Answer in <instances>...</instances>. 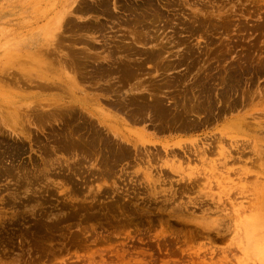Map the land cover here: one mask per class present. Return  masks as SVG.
Here are the masks:
<instances>
[{
    "label": "rangeland",
    "instance_id": "1",
    "mask_svg": "<svg viewBox=\"0 0 264 264\" xmlns=\"http://www.w3.org/2000/svg\"><path fill=\"white\" fill-rule=\"evenodd\" d=\"M0 264H264V0H0Z\"/></svg>",
    "mask_w": 264,
    "mask_h": 264
},
{
    "label": "bare ground",
    "instance_id": "2",
    "mask_svg": "<svg viewBox=\"0 0 264 264\" xmlns=\"http://www.w3.org/2000/svg\"><path fill=\"white\" fill-rule=\"evenodd\" d=\"M146 3V2H145ZM87 4V3H86ZM89 5V4H88ZM82 6V5H81ZM79 9H81V7H80V4H79V6L77 7V11L79 10ZM103 11V10H102ZM107 11V10H106ZM64 12H66L65 14H71V11L70 12H68V8H65L64 9ZM83 12V11H82ZM151 13V12H150ZM61 17V16H60ZM131 18V17H130ZM132 18H134V16L132 17ZM94 25H96V22H95V24ZM89 27V26H88ZM87 27V28H88ZM97 27V26H96ZM132 27V26H131ZM92 28V27H91ZM83 29V28H82ZM100 29V28H99ZM100 31V30H99ZM148 33H150V32H148ZM142 36V35H141ZM138 37V36H137ZM116 45V44H115ZM126 47V46H125ZM116 50V49H115ZM127 52V51H126ZM114 53V52H113ZM96 68V67H95ZM127 68V67H126ZM93 69V68H92ZM111 69V68H110ZM117 70V69H116ZM118 71V70H117ZM99 72V71H98ZM118 73V72H117ZM156 99V98H155ZM151 106V105H150ZM199 106V105H198ZM190 108V107H189ZM192 108V107H191ZM150 111V110H149ZM137 118V117H136ZM167 119V118H166ZM108 144V143H107Z\"/></svg>",
    "mask_w": 264,
    "mask_h": 264
}]
</instances>
